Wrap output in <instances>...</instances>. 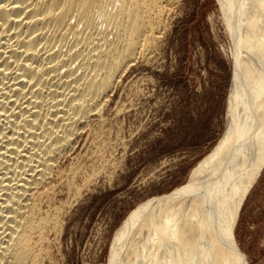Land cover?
<instances>
[{
    "label": "bare ground",
    "instance_id": "6f19581e",
    "mask_svg": "<svg viewBox=\"0 0 264 264\" xmlns=\"http://www.w3.org/2000/svg\"><path fill=\"white\" fill-rule=\"evenodd\" d=\"M222 1L238 76L227 138L185 191L128 214L109 264H246L234 229L264 167V0ZM178 2L0 0V264L55 263L69 204L111 168L118 82Z\"/></svg>",
    "mask_w": 264,
    "mask_h": 264
},
{
    "label": "rangeland",
    "instance_id": "374dc122",
    "mask_svg": "<svg viewBox=\"0 0 264 264\" xmlns=\"http://www.w3.org/2000/svg\"><path fill=\"white\" fill-rule=\"evenodd\" d=\"M172 10L153 57L138 60L118 82L106 111L113 115L117 101L122 111L113 119L111 168L69 204L54 264H109L113 235L128 214L185 191L227 138L238 76L223 1L179 0ZM234 237L246 264H264V167Z\"/></svg>",
    "mask_w": 264,
    "mask_h": 264
}]
</instances>
